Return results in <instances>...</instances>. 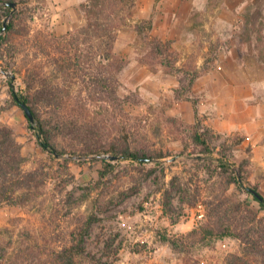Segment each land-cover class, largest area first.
I'll list each match as a JSON object with an SVG mask.
<instances>
[{
	"label": "rangeland",
	"instance_id": "1",
	"mask_svg": "<svg viewBox=\"0 0 264 264\" xmlns=\"http://www.w3.org/2000/svg\"><path fill=\"white\" fill-rule=\"evenodd\" d=\"M21 2L16 8L24 7L22 19L34 29L48 26L53 34L61 35L85 21L80 0ZM1 6L0 2L1 20L8 21L10 14L4 17ZM126 16V25L118 30L115 43L116 53L126 60L119 74V93L136 94L143 102L125 105L141 146L162 148L171 155L147 165L158 164L154 175L121 201L120 192L133 186L137 174L130 160L118 161L116 169L97 188L101 158L106 155H65L70 174L63 176L61 184L65 186L63 196H69L64 209L70 212L63 210L54 219L55 206H51L48 193L40 211L38 206L22 209L15 201L2 203L0 264H59L56 257L71 241L76 222L90 215L92 223L83 239L85 253L113 264H226L229 253H239V242L234 238H213L204 245L188 240L185 251H175L159 239L165 233L185 234L205 219L204 204L181 203L177 191L172 193L171 209L164 210L162 190L170 186V179L176 176L195 187L204 185L209 176L204 161L191 155L192 146L182 153L187 134L182 125H164L155 133L152 123L156 125L161 114L187 124L198 121L210 134L216 151L225 144L232 147L236 170L240 164L247 182L258 185L264 195V169L251 158V144L239 130H224L225 117L232 115L240 103L231 96V86L257 77L258 61L264 60V0H134ZM143 19L152 20L150 40L159 42L154 70L139 60L143 41L133 25ZM4 52L0 61V122L15 131L27 157L26 169L40 162L57 168L39 145L36 122L28 121L23 108L12 99L10 85L18 94L24 92L25 85L22 75L13 72L18 59L10 60ZM194 70L198 77L190 89L183 91L184 96L178 97L179 79ZM257 102L264 103V89L255 88L254 96L245 100L246 104ZM53 182L54 175L49 180L50 189ZM84 194L89 195L80 200ZM241 197L264 215L252 195L243 193ZM199 205L202 217L198 216ZM77 260L89 264L87 257Z\"/></svg>",
	"mask_w": 264,
	"mask_h": 264
},
{
	"label": "trees",
	"instance_id": "2",
	"mask_svg": "<svg viewBox=\"0 0 264 264\" xmlns=\"http://www.w3.org/2000/svg\"><path fill=\"white\" fill-rule=\"evenodd\" d=\"M0 2L2 15L10 14L5 31L0 35V61L4 51L10 60L18 59L19 64L13 72L22 75L25 85L24 92L19 94L10 85L12 99L20 106L18 97L29 106L36 122L39 145L57 164L54 168V165L40 162L26 169L27 157L22 153L15 131L0 122V205L15 201L22 209L38 206L40 211V204L47 200L44 196L48 193L51 206H55L54 219L62 215L63 210L68 214L70 211H65L64 203L69 196H63L65 186L61 184L63 176L70 174L65 155L117 157L101 158L97 188L104 177L116 169L118 161L130 160L137 174L133 176V186L120 192L118 201L136 192L138 184L151 178L157 170L158 164L147 165L171 154L162 148L141 146L129 123L131 116L125 105L130 102L143 105V102L136 94L122 96L119 93V74L126 60L116 53L115 43L118 30L126 25V13L134 0H80L84 23L61 35L53 34L48 26L34 29L25 22L22 19L24 7L16 8L21 0ZM7 2H15V6ZM0 21L1 30V14ZM133 29L143 41L140 62L154 70L159 42L150 40L152 20L136 22ZM197 77L198 72L194 70L187 78L179 79L178 97L184 96L183 91L190 89ZM193 106L196 111L195 102ZM159 116L158 123H152L153 132L159 133L164 125H182L187 130L182 153L192 146L191 155L204 161L209 176L203 181L204 185L195 187L191 181L176 176L170 179V186L162 190L164 210L171 209L172 193L177 191L181 203H203L205 219L185 234L165 233L160 234L159 239L175 251H185L188 240L204 245L213 238H234L239 242L240 251L229 253L226 264H264V215L252 208L241 194L252 195L261 210H264V195L258 185L247 182L240 164L236 170L232 147L225 144L216 151L210 134L198 121L187 124L170 115ZM240 142L236 140L235 143ZM52 175L54 182L50 189ZM155 183L160 184L158 178ZM247 187L257 191L260 197ZM86 195L89 194H84L80 200ZM92 219L93 215L78 219L70 232L71 241L62 246L56 257L59 264H80L77 259L85 257L89 264H113L85 253L83 239Z\"/></svg>",
	"mask_w": 264,
	"mask_h": 264
},
{
	"label": "crops",
	"instance_id": "3",
	"mask_svg": "<svg viewBox=\"0 0 264 264\" xmlns=\"http://www.w3.org/2000/svg\"><path fill=\"white\" fill-rule=\"evenodd\" d=\"M260 61L257 65V77H250L247 79L249 81L246 80L231 86V96L236 99L235 102L240 103L232 115L225 117L224 130H239L245 135V141L249 142L252 147L253 156L251 158L255 160V163L262 165L264 169V103H245L246 99L254 96L255 88H261L262 91L264 89V69H262V66L264 68V60L260 59ZM234 117H242L243 119H234Z\"/></svg>",
	"mask_w": 264,
	"mask_h": 264
},
{
	"label": "water",
	"instance_id": "4",
	"mask_svg": "<svg viewBox=\"0 0 264 264\" xmlns=\"http://www.w3.org/2000/svg\"><path fill=\"white\" fill-rule=\"evenodd\" d=\"M7 4H8L9 6H15V2H7ZM6 24H7V19H5V20L3 21V26H2V28H1V30H0V35L5 31ZM12 77L14 78V75H12ZM17 100H18L20 106L23 108L24 113H25V115L28 117L29 121H30L31 123H33V122H34V116H33L32 112H31L29 106H28L25 102L21 101L18 97H17ZM106 157L109 158V159H116V158H117L116 156H113V155H106ZM247 189H248L252 194H254L255 196L260 197V194H259L257 191H255L253 188H251V187H247Z\"/></svg>",
	"mask_w": 264,
	"mask_h": 264
},
{
	"label": "built area",
	"instance_id": "5",
	"mask_svg": "<svg viewBox=\"0 0 264 264\" xmlns=\"http://www.w3.org/2000/svg\"><path fill=\"white\" fill-rule=\"evenodd\" d=\"M198 211H199L198 216H199V217H202V216L204 215V213H203L202 210H201V205H199V209H198Z\"/></svg>",
	"mask_w": 264,
	"mask_h": 264
}]
</instances>
